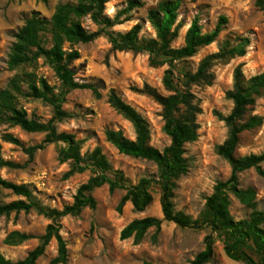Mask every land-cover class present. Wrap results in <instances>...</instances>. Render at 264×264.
<instances>
[{"label":"rangeland","instance_id":"374dc122","mask_svg":"<svg viewBox=\"0 0 264 264\" xmlns=\"http://www.w3.org/2000/svg\"><path fill=\"white\" fill-rule=\"evenodd\" d=\"M70 1L47 0L43 3L38 0H0V91L7 87L16 74L22 72L11 71L7 62L16 40L15 35L25 21L35 12L50 18L60 3ZM140 1L143 4L141 8L124 15L120 13L126 9L128 0H107L105 15L115 19L120 14V24L108 31L124 34L139 24L142 27L140 38L154 39L156 33L148 21V12L166 0ZM196 17L199 18L203 33L211 32L221 17L227 19V24L213 44L199 49L191 58L173 63L174 81L178 90H185L183 75L195 74L201 63L219 54L226 42L234 46L238 39L248 38L250 45L242 58L212 60L208 71L212 75V84L190 87L201 109L197 116L199 137L197 141L185 146L189 171L178 180L173 203L175 211L194 220L204 212L207 198L213 193L216 184L228 180L231 175V166L217 153V147L229 135L228 127L218 115L228 116L233 109L227 94L233 89L235 70L240 66L246 79L264 73V21L256 0H183L176 22L179 26L178 37L172 44L173 49L184 46L185 35ZM81 23L88 32L98 30L89 17L81 19ZM70 48L80 54V58L73 63L76 80L96 85L100 98L91 90L70 92L63 108L72 116L56 123L58 132L74 135L82 144L81 153L84 156L97 147L101 148L113 171H120L127 185H135L144 177L157 178L158 169L153 162L123 155L106 140L105 132L108 129L121 130L131 140L136 137L132 125L109 105L108 96L114 91L134 107L150 125V145L163 151L171 141L163 130L162 107L152 94L156 92L164 97L172 94L163 85L165 72L170 69L169 64L153 67L147 53L114 51L106 36L88 44L72 47L68 43L64 44L65 50ZM26 70L30 71L28 68ZM35 71L56 91L61 89L60 81L43 60L38 62ZM17 103L19 108L26 111L28 118L38 122L47 123L53 116L52 108L40 100L19 97ZM251 115L261 117L262 125L242 133L236 150L238 157L264 152V94L257 99ZM4 134L17 138L21 146L2 142L3 158L24 167L17 170L0 169V175L14 184L28 186L45 207L61 210L71 205L80 186L96 174L87 162L89 166L83 173L68 175L71 163L59 160L60 150L66 147L63 143L47 146L29 161L23 148L39 145L44 134L27 133L20 127L0 123V140ZM114 172L109 173L113 179ZM239 187L243 190L251 188L256 192V210L264 213V178L254 169L245 171L240 175ZM152 193V204L145 212L136 213L131 203L119 209L125 191L118 189L110 192L107 185L96 189L92 193L97 201L95 210L87 208L79 216H68L59 221L60 234L66 241L68 251L65 264H191L204 249L205 237L211 233L210 229L181 228L164 221L159 232L149 230L139 244L133 239H121V231L136 219H163L160 190L155 187ZM18 199L21 198L0 189V205ZM230 199L233 218L236 221L249 219L253 210L233 195H230ZM50 223L51 220L35 212L0 216V252L13 261L24 259L40 244L39 237L44 235ZM15 231L34 238L18 245L6 244L8 235ZM57 253V242L53 239L36 264H51ZM208 264L243 263L228 259L222 240L215 236V255Z\"/></svg>","mask_w":264,"mask_h":264},{"label":"trees","instance_id":"16d2710c","mask_svg":"<svg viewBox=\"0 0 264 264\" xmlns=\"http://www.w3.org/2000/svg\"><path fill=\"white\" fill-rule=\"evenodd\" d=\"M46 3L47 0H38ZM63 1V0H61ZM107 0H71L60 3L50 18L35 12L25 21L24 26L15 35L8 58V67L11 71H19L0 91V123L20 127L27 133H41L45 137L39 145L23 148L29 161L44 150L47 146L63 143L66 147L59 152L62 163H71L68 175L83 173L89 165L95 171L91 177L78 189L71 205L63 209H52L43 206L34 196L33 191L26 185H17L7 181L0 175V189L10 191L21 199L8 204L0 205V216H9L12 213L35 212L52 221L40 236V244L22 260L13 261L0 252V264H36L45 254L50 242L55 239L58 246L57 256L51 264H65L68 259L66 241L60 234L59 221L68 216H79L84 209L95 210L97 201L93 192L105 185L110 192L125 191L119 209L126 203H131L136 213H143L153 202V189L160 190V204L163 219L146 217L136 219L128 224L120 234L122 240L133 239L139 244L146 233L155 229L159 232L164 221L172 222L181 228L210 229L211 233L205 237L204 249L194 258L191 264H208L215 255V236L223 242V250L228 259L243 264H264V213L256 210V192L251 189H240V175L254 169L264 178V152L238 157L236 150L239 146L242 133L252 131L262 125V118L251 115L253 107L259 97L264 94V73L246 79L239 66L234 73L233 89L227 97L233 103V109L228 116L218 115L229 129L227 140L217 147V153L231 166V175L228 180L218 182L213 193L207 198L205 210L198 219L175 211L173 199L178 180L187 175L189 165L185 158V146L197 141L200 126L197 116L201 109L196 97L190 92L192 85L212 84V75L208 73L212 60L233 59L244 57L250 45L248 38L238 39L232 46L226 42L219 54L205 59L195 74L183 75L184 91L175 85L173 63L178 60L195 56L199 49L213 44L220 36L227 19L221 17L215 28L203 33L199 18L196 17L188 29L184 46L173 49L172 44L178 37L179 26L176 25L179 10L183 0H166L156 8L149 10L148 21L155 30L154 39H142L141 25L137 24L128 32L114 33L108 31L117 24L119 15H127L136 8L142 7L140 0H128L127 7L115 19L105 15ZM256 6L263 14L264 0H256ZM89 17L98 27L95 32H88L82 25L81 19ZM106 36L114 51H131L136 54L147 53L150 65L153 67L169 64L170 69L165 72L163 85L172 94L164 97L154 92L152 97L162 107L164 120L163 130L170 138V145L160 151L150 145L151 131L148 121L131 105L126 103L116 92L111 91L108 96L109 105L126 119L133 127L135 139L127 138L123 131L108 129L105 132L106 140L119 153L138 159L153 162L158 169L157 178L144 177L135 185H127L124 175L120 171H113V167L97 147L86 156L82 155V144L72 134L58 132L56 123L71 118V114L63 106L67 96L74 90H91L97 98L100 93L96 85L79 83L73 63L80 58L77 50L64 49V44L70 47L76 44H88L98 38ZM43 60L55 73L61 83V89L56 91L47 80L37 75L35 69L38 62ZM30 69L26 70V69ZM27 97L40 100L52 108L53 116L47 123L30 119L24 109L18 107V98ZM2 142L21 146L20 141L10 134H4L0 140V169L17 170L24 165L6 160L2 156ZM89 162V165L86 163ZM114 172V179L109 173ZM233 195L243 205L251 208L249 219L236 221L230 213ZM34 238L20 232H12L6 239L8 245H18ZM144 264H154L145 262Z\"/></svg>","mask_w":264,"mask_h":264}]
</instances>
